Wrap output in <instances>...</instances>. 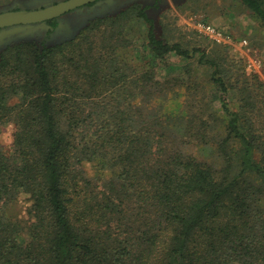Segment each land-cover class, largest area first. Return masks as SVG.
Returning <instances> with one entry per match:
<instances>
[{
    "label": "trees",
    "instance_id": "obj_1",
    "mask_svg": "<svg viewBox=\"0 0 264 264\" xmlns=\"http://www.w3.org/2000/svg\"><path fill=\"white\" fill-rule=\"evenodd\" d=\"M170 32L134 4L2 48L0 264H264V79Z\"/></svg>",
    "mask_w": 264,
    "mask_h": 264
},
{
    "label": "rangeland",
    "instance_id": "obj_2",
    "mask_svg": "<svg viewBox=\"0 0 264 264\" xmlns=\"http://www.w3.org/2000/svg\"><path fill=\"white\" fill-rule=\"evenodd\" d=\"M22 1H25L26 4L28 3L30 7L45 3V1H40L35 4H31L33 3L32 0ZM138 1L140 0H128L119 3V5H117L113 9L114 12H112L110 9L109 11H107L108 6L106 5H100L98 8L89 7L88 9H86L87 7H78V10L75 11V13L68 14L60 20H63V23H71L72 19L75 18L74 14H79L78 19L72 23V26H67L80 27L83 24L86 25L91 19L97 16H104L105 14L110 12H112V15H116L120 13L121 9H127V7L134 5V2ZM168 1L170 5L165 7L155 19V30L158 36H165V32L169 35V32L173 26L170 27L168 25H175L174 27H176V30L170 32V35L174 36L173 38L180 37L182 31L187 33L190 39L197 38L199 41L203 42L201 38H205L207 42L208 37L210 40L217 42L199 29V24L205 23L207 14H210L212 16L211 23H215L224 27L230 37H232L234 44L221 42L217 43L228 45L230 47L231 55L236 59L243 60L246 70L249 73L256 72L262 77V79H264V28H259V22L251 17L248 11H246L240 4L239 0H177L176 2H173L172 0ZM142 2H146V0ZM13 3L14 0H1L0 9L11 7ZM98 4H103V2H100ZM229 8H232V10H234L233 14L229 12ZM46 23L47 22H45V24ZM41 24L42 23L39 22L29 25L22 24L11 27L7 30H3L1 32L13 30L17 27H20L22 29L20 32L15 33L14 36L10 35L5 37L4 40L9 44L11 42L14 43L25 38L32 39V37H35L38 29H41ZM130 25H134L135 30H137L139 25L143 24L139 20L134 19L132 20ZM255 27H257L258 32L255 37L256 39H252L251 37H254L253 35L255 32ZM20 35H24V37H18L16 39L15 36ZM54 35L55 32L52 34V38L48 40V43L56 42L58 40V38H55ZM138 35H141V33L139 32ZM10 37L12 38V40ZM40 38L41 37H39V39ZM244 39H247L248 43L242 44L241 41H243ZM257 39H259L258 42H263V47H260L259 44L255 43ZM252 40L254 41L253 43H251ZM144 41L145 36H143L139 40L140 47L142 46V43ZM6 42H0V49H2L6 45ZM203 43L205 44V42ZM171 61L174 63H179L180 59L176 56H172ZM14 131L15 127L13 124H8L0 128V143L8 152L12 151ZM27 206L28 198L27 196L23 195L21 197L19 205L17 206V209H13L11 211L13 214L26 216Z\"/></svg>",
    "mask_w": 264,
    "mask_h": 264
},
{
    "label": "water",
    "instance_id": "obj_3",
    "mask_svg": "<svg viewBox=\"0 0 264 264\" xmlns=\"http://www.w3.org/2000/svg\"><path fill=\"white\" fill-rule=\"evenodd\" d=\"M40 1H45V3L51 2L52 0H32L35 4ZM94 0H63L56 4L48 5L47 7L40 8V9H21V10H13V11H7L4 13H0V27L10 26L13 24H20V23H33V22H39L43 20H47L53 17L60 16L61 14L77 8L81 5L87 4L89 2H92ZM94 9V8H93ZM84 26V24L80 27L74 26H64L62 24L59 25V27L55 31V38H58L56 42H62L65 39L74 38L75 35L78 33V31ZM22 29L20 27H17L13 30H8L4 32H0V42L4 41L6 36H14L15 33L20 32ZM16 39L18 37H24V35L15 36ZM11 38V37H10ZM12 40V38H11ZM8 43L6 42V45Z\"/></svg>",
    "mask_w": 264,
    "mask_h": 264
},
{
    "label": "flooded vegetation",
    "instance_id": "obj_4",
    "mask_svg": "<svg viewBox=\"0 0 264 264\" xmlns=\"http://www.w3.org/2000/svg\"><path fill=\"white\" fill-rule=\"evenodd\" d=\"M60 1H63V0H54L52 1L51 3H48V4H40V5H37V6H29L28 3L26 4L25 1H22V0H14V3L11 5V7H6L4 9H0V13H4V12H7V11H13V10H21V9H29V8H34V9H40V8H44V7H47L48 5H51V4H56V3H59ZM124 1H128V0H94L92 2H89L87 4H84V5H81L79 6L80 8H86L88 9L89 7H96L98 8L100 5H106L108 6V10L109 9L114 12V8L119 5V3H122ZM144 0H140L138 2H134V4H141V6L145 9L146 13L148 14L149 17L153 18V20L155 21L156 17L162 12V10L169 6L170 3L168 0H146V2H142ZM173 2H176L177 0H172ZM100 2H103V4H98ZM128 8V7H127ZM126 8H123L120 10L123 11L125 10ZM78 10V7L77 9L74 8V9H71L63 14H61L60 16H57V17H53V18H50V19H47V20H43V21H39V23H42V27L41 29H38V31L36 32V35L35 37H32V39H35L37 41H40V42H47L49 39L52 38V34L56 31V29L59 27L60 24L64 25V26H67V25H71L72 26V23L74 21H76L78 19V15L79 14H74L75 18L72 19V22L69 23H63V20H60L62 19L63 17L67 16L68 14H72V13H75V11ZM112 12L110 13H107L106 15H110ZM45 22H47L45 24ZM33 23H38V22H33ZM22 24H26V25H29V24H32V23H20V24H13V25H10V26H5V27H0V32L3 31V30H7L11 27H14V26H17V25H22ZM74 26V25H73ZM39 37H41L39 39ZM4 48V47H3ZM2 49H0L1 51Z\"/></svg>",
    "mask_w": 264,
    "mask_h": 264
},
{
    "label": "built area",
    "instance_id": "obj_5",
    "mask_svg": "<svg viewBox=\"0 0 264 264\" xmlns=\"http://www.w3.org/2000/svg\"><path fill=\"white\" fill-rule=\"evenodd\" d=\"M199 29L206 33L210 38L217 42L221 43H233L232 37L227 33V31L224 29V27L217 25L215 23H200L199 24ZM242 44L248 43L247 39H244L241 41Z\"/></svg>",
    "mask_w": 264,
    "mask_h": 264
}]
</instances>
